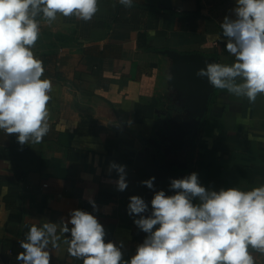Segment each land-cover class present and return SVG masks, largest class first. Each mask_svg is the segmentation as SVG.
Instances as JSON below:
<instances>
[{
  "label": "crops",
  "instance_id": "0c3cea01",
  "mask_svg": "<svg viewBox=\"0 0 264 264\" xmlns=\"http://www.w3.org/2000/svg\"><path fill=\"white\" fill-rule=\"evenodd\" d=\"M98 6L88 22L38 18L32 50L43 61L41 79L53 86L50 131L42 143L21 146L17 134L0 130V264H19V242L44 222L56 223L61 235L50 264H82L63 243L70 233L59 231L76 209L93 214L105 242L122 243L130 260L148 235L134 221L151 215L156 192L176 194L173 179L195 172L210 191L264 185V94L249 103L209 83L202 96V86H191L173 58L234 63L221 23L236 0H133L131 8L98 0ZM178 62L186 69L193 61ZM112 163L125 167L123 191ZM152 177L148 188L142 182ZM132 196L148 205L145 213L129 216ZM256 264L264 256L256 254Z\"/></svg>",
  "mask_w": 264,
  "mask_h": 264
},
{
  "label": "clouds",
  "instance_id": "9594fccd",
  "mask_svg": "<svg viewBox=\"0 0 264 264\" xmlns=\"http://www.w3.org/2000/svg\"><path fill=\"white\" fill-rule=\"evenodd\" d=\"M119 3L133 6V0ZM98 11V0H0V130L17 134L21 146L42 143L50 131L53 86L50 78L41 79L43 61L32 50L41 33L37 17L48 24L58 15L88 22ZM230 11L221 29L235 62L208 63L196 75L207 77L216 89L255 103L264 94V0H236ZM111 169L119 174L118 189L125 190V167L112 163ZM154 180L142 183L152 188ZM170 187L176 194L156 192L151 215L134 221L148 235L130 260L123 258V244L106 243L101 223L79 209L59 227L61 234L70 233L63 240L68 254L82 264H256V254L264 256V185L248 191H210L193 172L173 179ZM89 203L97 210L91 197ZM147 208L143 199L132 196L128 214L140 215ZM57 231L56 223L32 224L19 242L24 250L16 257L19 264H50L51 249L60 247Z\"/></svg>",
  "mask_w": 264,
  "mask_h": 264
},
{
  "label": "water",
  "instance_id": "95a60500",
  "mask_svg": "<svg viewBox=\"0 0 264 264\" xmlns=\"http://www.w3.org/2000/svg\"><path fill=\"white\" fill-rule=\"evenodd\" d=\"M173 58H174V61L176 62V65L179 67V69L191 80V86H197V85L202 86L203 88L202 96H203L208 88L207 86L209 84V81L207 77H198L196 73L202 68L201 67L202 62L207 65L208 63H215V59L214 58L203 59V58L194 57V56H190L188 58H182L176 54H173ZM180 59L190 60L193 62L192 64L188 66V68L183 69L181 67V64L178 62Z\"/></svg>",
  "mask_w": 264,
  "mask_h": 264
},
{
  "label": "built area",
  "instance_id": "2783aa9c",
  "mask_svg": "<svg viewBox=\"0 0 264 264\" xmlns=\"http://www.w3.org/2000/svg\"><path fill=\"white\" fill-rule=\"evenodd\" d=\"M46 185H47L46 183H43V184H42L43 187L46 186Z\"/></svg>",
  "mask_w": 264,
  "mask_h": 264
},
{
  "label": "trees",
  "instance_id": "16d2710c",
  "mask_svg": "<svg viewBox=\"0 0 264 264\" xmlns=\"http://www.w3.org/2000/svg\"><path fill=\"white\" fill-rule=\"evenodd\" d=\"M40 16L37 17V19L39 18Z\"/></svg>",
  "mask_w": 264,
  "mask_h": 264
}]
</instances>
